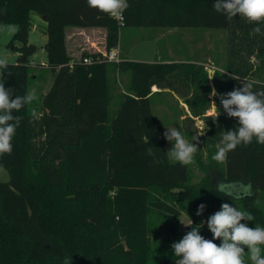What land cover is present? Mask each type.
I'll use <instances>...</instances> for the list:
<instances>
[{"label": "trees", "instance_id": "1", "mask_svg": "<svg viewBox=\"0 0 264 264\" xmlns=\"http://www.w3.org/2000/svg\"><path fill=\"white\" fill-rule=\"evenodd\" d=\"M128 2L122 27L228 30L230 57L223 68L230 76L228 92L244 81L264 91V36L252 32L255 24L240 16L229 21L213 10L214 0ZM32 13L46 18L47 63L32 62L38 49L29 42ZM9 23L18 25L9 43L17 60L4 70L5 87L23 95L37 79L36 70L44 68L53 82L16 113L23 119L13 153L0 157L9 174L0 182V264H170L167 254L179 235L180 218L200 224L223 203L246 211L255 226L264 227V145H240L224 163L212 160L221 132L237 121L224 112L219 127L213 122L217 115H209L212 88L205 65L130 61L122 50L118 62L86 52L75 60L67 47L69 28H103L108 49L121 44L122 27L87 0H0V24ZM124 73L130 74V84L111 119L109 77ZM154 89L183 100L188 108L183 126L190 138L195 119L206 124L198 147L205 146L209 162L197 152L204 176L196 184L187 166L168 158L165 131L152 111ZM33 109L39 120L30 122ZM200 204L206 208L197 216ZM201 235L213 238L206 223Z\"/></svg>", "mask_w": 264, "mask_h": 264}, {"label": "clouds", "instance_id": "2", "mask_svg": "<svg viewBox=\"0 0 264 264\" xmlns=\"http://www.w3.org/2000/svg\"><path fill=\"white\" fill-rule=\"evenodd\" d=\"M87 4L119 20L124 19V13L130 7L128 0H87ZM213 10L229 21L240 16L249 24L256 25L252 29L254 34L264 36V0H214ZM8 67V58L0 57V157L13 153V140L23 119L16 113L37 100L34 91L19 95L15 94L14 88L5 87L3 76ZM7 74L11 75L10 72ZM241 85L225 94H218L215 89L211 93L219 95L224 112L237 121L233 129L221 132L222 139L212 155V160L217 163H224L228 153L240 145L247 146L254 141L264 145V91H254L253 83L249 81L241 82ZM219 115L220 112L213 118L217 127ZM37 120L39 115L33 109L30 122ZM166 129L164 138L172 144L168 158L184 166L195 163L199 136H193L192 141H188L177 128ZM146 151L149 156L154 155L152 148ZM219 190L223 191L224 186L220 185ZM205 208V204H200L196 215H202ZM253 220L254 217L246 211L223 203L220 210L200 224L193 225L191 219L188 224L181 221L191 227V231L171 245L175 264H246V256L251 264H264V227H249L247 223H242ZM205 223L213 235L212 239L201 235ZM215 240L220 241L219 245Z\"/></svg>", "mask_w": 264, "mask_h": 264}, {"label": "rangeland", "instance_id": "3", "mask_svg": "<svg viewBox=\"0 0 264 264\" xmlns=\"http://www.w3.org/2000/svg\"><path fill=\"white\" fill-rule=\"evenodd\" d=\"M33 27L29 35V42L38 47L36 53L32 56L34 63H47L46 53L43 46L46 42L44 34L46 30V22L38 14L31 15ZM18 30V25L14 23L0 24V57H7L8 63L13 64L17 60V54L11 46L10 41ZM230 32L220 28H134L122 27L120 30V46L112 49L107 48L106 31L103 29L92 30H67L66 41L68 51L71 57L75 60H81V55L86 52L89 54L100 53L102 59H108L110 53L118 50V57L122 53L130 61L136 62H156L160 60L180 61V62H195L205 65L208 70L212 91L216 90L218 94H225L228 92L230 76L225 71L224 65L229 59L228 41ZM121 48V49H120ZM122 50V53H121ZM106 54V56H105ZM255 63L256 61L253 60ZM37 80L31 82L29 92H35L37 99L42 97L43 91L50 88L53 82V74L47 69H37ZM131 76L129 73L110 75L109 83L111 85L112 101L109 107V116L112 119L119 107L122 92L127 89L130 84ZM158 89H154L152 97V111L159 119L164 131L167 128H177L186 140L192 141L194 133H197L201 138L205 133V122L202 119H195L193 125L192 137H189V132L183 126V118L188 114V108L183 103V100L174 93L168 90H162L160 93ZM46 91V92H47ZM212 108L209 115H218L224 113L223 107L220 103L219 95L213 96L211 94ZM195 143V141H194ZM172 144L168 141V150ZM203 158V162H209L208 152L204 145H200L198 150ZM195 163L187 165L189 170L190 182L198 183L204 176L199 169L196 161ZM175 162L173 160H170ZM9 180L8 172L0 167V182H7ZM225 187L224 184H221ZM241 190L245 191L244 188ZM235 193V190L233 191ZM189 219L183 215L178 224V242L185 235L189 226ZM249 227H254L252 221H244ZM170 258V264H175V255L173 250L167 254ZM246 262L251 264V261L245 257Z\"/></svg>", "mask_w": 264, "mask_h": 264}, {"label": "built area", "instance_id": "4", "mask_svg": "<svg viewBox=\"0 0 264 264\" xmlns=\"http://www.w3.org/2000/svg\"><path fill=\"white\" fill-rule=\"evenodd\" d=\"M113 18V17H112ZM120 27H122L124 25V19L123 20H119L117 18H114ZM106 56V54H105ZM109 62H118L119 61V57H118V50H114L110 53L108 59H106ZM84 63L86 64H91L92 63V59L91 58H85L84 59Z\"/></svg>", "mask_w": 264, "mask_h": 264}, {"label": "crops", "instance_id": "5", "mask_svg": "<svg viewBox=\"0 0 264 264\" xmlns=\"http://www.w3.org/2000/svg\"><path fill=\"white\" fill-rule=\"evenodd\" d=\"M81 30V28H69V30ZM92 29H103V28H89V29H86V30H92ZM68 30V29H67ZM82 30H84V29H82ZM103 30H105V29H103ZM106 31V30H105ZM106 36H107V31H106ZM68 47V46H67ZM37 79H34V81H36ZM46 91L47 90H44L43 91V94H42V96L44 95V94H46ZM158 91V90H157ZM178 238V237H177ZM172 250V249H171ZM170 250V251H171ZM170 251L168 252V254L170 253ZM169 260H171L170 258H169Z\"/></svg>", "mask_w": 264, "mask_h": 264}, {"label": "water", "instance_id": "6", "mask_svg": "<svg viewBox=\"0 0 264 264\" xmlns=\"http://www.w3.org/2000/svg\"><path fill=\"white\" fill-rule=\"evenodd\" d=\"M43 20L45 21V20H46V18H45V17H43Z\"/></svg>", "mask_w": 264, "mask_h": 264}]
</instances>
